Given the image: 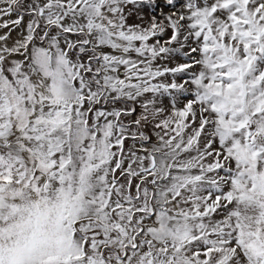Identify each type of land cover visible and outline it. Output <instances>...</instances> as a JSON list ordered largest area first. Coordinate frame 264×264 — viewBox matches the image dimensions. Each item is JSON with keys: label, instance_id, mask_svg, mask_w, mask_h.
Listing matches in <instances>:
<instances>
[{"label": "snow or ice", "instance_id": "1", "mask_svg": "<svg viewBox=\"0 0 264 264\" xmlns=\"http://www.w3.org/2000/svg\"><path fill=\"white\" fill-rule=\"evenodd\" d=\"M0 264H264V0H0Z\"/></svg>", "mask_w": 264, "mask_h": 264}]
</instances>
